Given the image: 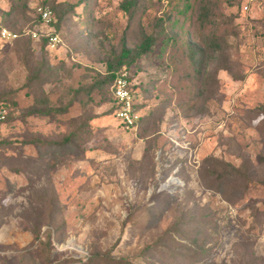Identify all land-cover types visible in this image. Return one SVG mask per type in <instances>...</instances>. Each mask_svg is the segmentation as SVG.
<instances>
[{
    "label": "rangeland",
    "instance_id": "1",
    "mask_svg": "<svg viewBox=\"0 0 264 264\" xmlns=\"http://www.w3.org/2000/svg\"><path fill=\"white\" fill-rule=\"evenodd\" d=\"M43 1L0 0V30L21 35L0 40V264H264V0H140L131 20L123 0H57L75 10L51 27ZM156 32L128 67L145 117L130 132L106 86L86 91L123 36Z\"/></svg>",
    "mask_w": 264,
    "mask_h": 264
},
{
    "label": "trees",
    "instance_id": "2",
    "mask_svg": "<svg viewBox=\"0 0 264 264\" xmlns=\"http://www.w3.org/2000/svg\"><path fill=\"white\" fill-rule=\"evenodd\" d=\"M139 1L140 0H123L122 1L121 9L127 15L130 16V20L136 16V14L139 10V8H138L139 7ZM193 1H195V0H193ZM43 6H45V8H47V7L50 8L51 10H53L58 15L59 23L63 22V20L67 16H71L75 10L74 5H70L66 2L58 3L57 0H44ZM25 8L26 9L28 8L27 5H25ZM191 9H192L191 6H187L186 9H184V11H179V10L177 11V9L172 10V14L168 16V20H171L173 15H184L185 16L189 13V11ZM211 13H212V11L208 6L202 7L200 15H199V23L202 26H204L205 24H207L209 22V20H210L209 15ZM40 21H41V18L38 15V22H40ZM231 23L234 25L233 21ZM229 27H230L229 24L222 25L221 28L224 29L223 30L224 34H226L228 32ZM162 36H165V32H160V33L156 32V34L152 33L149 35L143 34L142 40L134 49H130L128 47L126 36H123V38L120 41V50L118 52H111V55L107 61V76L104 78L103 82L98 83L97 85L91 86L89 89H87L86 93L89 95L96 88H102V87L106 86L105 89H107L109 91V96L111 99L112 113H113V116L116 118L117 106H116V102H115L113 94H112V86L114 84L116 74L124 68L131 67L139 59L152 54L153 49L155 48V46L158 42V39ZM44 40H45L44 42H46V47H47L48 46V38L44 39ZM167 46L169 47V42H168V45H166V47ZM221 46H222V43L217 39V37L213 36V38H209L208 47L211 50H219L221 48ZM167 50H169V49H167ZM182 50H185L188 53V55L185 56L186 61L188 59L187 63H189L190 66L192 65V68H194V70H196L197 66L199 65L200 61L202 60V58L199 56V54L201 53V50L197 51V49L192 47L191 43H188L186 45L184 44L182 47ZM164 55H165V53L162 54V56H164ZM132 82H133V75H132ZM133 87H135L134 82H133ZM136 96L138 98L137 93H136ZM135 108L139 111L142 110L140 107L138 99H137ZM0 112H4V111H0ZM29 114L38 115V116H40V115L51 116L53 114V110H51V109H48L45 111L44 110H33ZM5 118H6V116H5ZM144 120H145V117L143 116L137 131H130V130H128V131L139 133V131L141 130V128L143 126ZM238 175L242 176V178H244V179H247V176H245L244 174L238 173ZM165 179H163L161 181H165ZM247 188L249 189L248 184L244 187V191ZM244 191L242 192L243 194H244ZM96 262H97V257L94 256L90 260H88L86 263H82V261H78V264H95ZM113 262L115 264H131V263H129L128 258L127 259L114 260Z\"/></svg>",
    "mask_w": 264,
    "mask_h": 264
},
{
    "label": "built area",
    "instance_id": "3",
    "mask_svg": "<svg viewBox=\"0 0 264 264\" xmlns=\"http://www.w3.org/2000/svg\"><path fill=\"white\" fill-rule=\"evenodd\" d=\"M259 1L260 0H242V11L250 12ZM38 13L44 26L51 27L55 23L56 18L51 9L39 8ZM32 35L33 37H40L37 32H32ZM20 36V34L12 32L7 28H2L0 30V40L4 43H12L18 40ZM47 38V47L50 50H57L62 43L61 37L57 33L47 35ZM112 94L117 106L116 119H118L119 124L125 130L137 131L143 116L141 111L135 108L137 96L133 87L132 73L128 68H124L116 74L112 86ZM4 114V112H0V121L5 119Z\"/></svg>",
    "mask_w": 264,
    "mask_h": 264
}]
</instances>
